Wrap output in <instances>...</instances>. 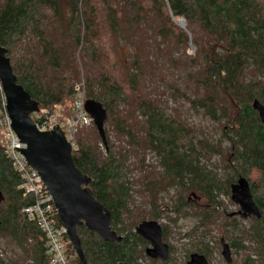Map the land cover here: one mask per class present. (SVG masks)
<instances>
[{
	"label": "trees",
	"instance_id": "16d2710c",
	"mask_svg": "<svg viewBox=\"0 0 264 264\" xmlns=\"http://www.w3.org/2000/svg\"><path fill=\"white\" fill-rule=\"evenodd\" d=\"M0 44L40 109L70 117L73 87L84 81L87 100L103 106L106 125L127 146L115 150L107 134L104 145L94 125L76 138L75 165L123 236L107 244L79 227L88 264L146 260L148 244L135 234L141 223L157 222L166 207L186 213L198 206L191 197L207 199L215 212L217 198L229 196L240 178L249 182L261 219L227 223L239 238L231 248L248 251L243 264H255L252 254L264 264V128L252 109L255 100L264 104V0H0ZM148 154L157 165H146ZM215 159L227 163L224 179L210 168ZM170 191L177 196L166 204ZM0 192V242L22 253L12 264H49L37 225L22 214L31 201L1 132ZM138 194L146 210L132 207ZM197 248L209 260V245Z\"/></svg>",
	"mask_w": 264,
	"mask_h": 264
},
{
	"label": "water",
	"instance_id": "95a60500",
	"mask_svg": "<svg viewBox=\"0 0 264 264\" xmlns=\"http://www.w3.org/2000/svg\"><path fill=\"white\" fill-rule=\"evenodd\" d=\"M0 80L7 101V112L12 121L11 127L20 143L26 145V150H16L24 155L28 165L41 177L53 199L58 218L67 230V237L75 254L81 264H88L78 234L79 227H86L107 244H120L123 236L113 230L110 211L94 197L90 189L92 180L76 167L72 146L63 132L57 126L52 132H40L37 129L32 115L39 112V104L34 102L25 89L18 84L11 61L7 57V50L1 44ZM252 109L258 114L264 128V104L255 100ZM86 111L93 119L102 143L106 145L107 111L95 101H87ZM4 200L0 192V215ZM231 200L239 206L238 214L243 219L251 217L261 219L250 184L245 178H240L231 187ZM135 233L149 244L145 250L148 259L164 263L169 260L170 248L164 242L162 226L157 222H143L137 227ZM221 245L223 259L227 264H232L230 246L224 239L221 240ZM187 264H209V261L205 256L195 253L190 256Z\"/></svg>",
	"mask_w": 264,
	"mask_h": 264
},
{
	"label": "built area",
	"instance_id": "2783aa9c",
	"mask_svg": "<svg viewBox=\"0 0 264 264\" xmlns=\"http://www.w3.org/2000/svg\"><path fill=\"white\" fill-rule=\"evenodd\" d=\"M74 99L70 109V117L62 114L61 110L50 111L40 109L32 115V120L40 132H52L57 126L77 151V135L93 127V119L86 111L87 87L81 81L73 87ZM0 132L4 145L5 156L12 163L21 180V190L24 198L30 199L22 214L30 223L37 225L46 247V256L49 264H75L77 255L68 249L66 228L57 222L58 214L53 199L45 187L41 177L32 169L24 155L17 150H26V145L20 143L11 127L12 121L7 112V101L3 85L0 80ZM17 149V150H16ZM2 264H12L5 254H0ZM16 264H31L18 262Z\"/></svg>",
	"mask_w": 264,
	"mask_h": 264
},
{
	"label": "rangeland",
	"instance_id": "374dc122",
	"mask_svg": "<svg viewBox=\"0 0 264 264\" xmlns=\"http://www.w3.org/2000/svg\"><path fill=\"white\" fill-rule=\"evenodd\" d=\"M177 24L181 29H185V25L184 23H182V21L178 20ZM194 52L195 49L189 50L190 55ZM81 73H84V71L82 70ZM194 120L197 124L200 123V125H204L206 127V130H214L220 132L219 128L214 127L208 122L206 124L201 119ZM91 131L92 128L84 132L87 133ZM95 132L98 136L99 133L97 134V131ZM105 132L112 145H114L115 150L120 147H126L127 149V146L125 145V143H123V141H120V138L117 137L113 128L105 125ZM213 136L219 137L220 133L219 135L215 134ZM101 150L104 151V148H101ZM132 160L134 161L136 159L132 158ZM146 165H157L156 158L153 154H148L146 156ZM226 166L227 163L224 159H215L210 165V168L213 169L217 175L222 177V179H224L226 177V174H224V169L226 168ZM135 174L136 173H134L131 178H133ZM176 196L177 195L174 193V191H170V193L166 194V196H164V198H166V204H170V198L176 199ZM191 199L198 205L197 207L199 208L190 207V209L187 210L186 213L184 212L180 215H176L174 212H172V208L166 207L163 208L164 212L161 219L157 221L160 226H164L167 228L168 233L164 242L169 247L173 248V254H171V264H186V260H188L192 254L198 253L197 245H200V243L202 242L205 245H209V249L211 250L208 260L209 264H227L222 257L223 250L221 240L224 239L230 246V248L233 240H235V244L239 243L237 233L235 232V230L234 232H232L230 226L226 227L227 223H230L233 220L234 224L241 226L247 224L246 226H249L252 219L244 221L239 217H232V215H236L240 211V209L239 206L232 202L231 193L229 196L222 194L217 198V202L220 205L215 208V212H213L212 207L207 206V199L200 198L199 200H197L195 198L193 199L192 197ZM133 206H136L142 210H146L148 208L145 198L139 196V194L134 198V205H132V207ZM208 214H210L211 217L207 218ZM249 246V243L244 242V247ZM231 252L233 259L232 264H243L244 259L248 255V251H237L235 248H231ZM2 253H4L7 258L12 261H15L18 256L22 255L21 251L16 247L14 243L6 240L0 242V254ZM252 260L255 261V264H260L259 260L254 254H252ZM148 261H150V259L148 258L146 260L140 259L137 264H150Z\"/></svg>",
	"mask_w": 264,
	"mask_h": 264
},
{
	"label": "flooded vegetation",
	"instance_id": "af4514ba",
	"mask_svg": "<svg viewBox=\"0 0 264 264\" xmlns=\"http://www.w3.org/2000/svg\"><path fill=\"white\" fill-rule=\"evenodd\" d=\"M239 209H240V208H239ZM239 212H240V211H239ZM239 212H238V213H239ZM238 213H237L236 215H233L232 217H235V216H236V217L241 218V219L244 220V221L249 220V219H253V218H254V217H251V218L243 219ZM163 239H164V236H163ZM148 247H149V244H148ZM169 248H170V247H169ZM170 257H171V254H170ZM170 257H169V259H170ZM189 260H190V257H189L188 260H186L187 263L189 262ZM152 261H154V260H152ZM156 262L161 263V264H167V263L169 262V260H168L167 262H165V263H164V262H161V261H159V260L156 261ZM187 263H186V264H187ZM232 263H233V262H232ZM120 264H123V263H120ZM124 264H125V263H124Z\"/></svg>",
	"mask_w": 264,
	"mask_h": 264
}]
</instances>
